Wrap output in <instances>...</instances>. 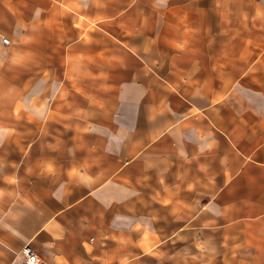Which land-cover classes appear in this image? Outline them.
Here are the masks:
<instances>
[{
	"label": "crops",
	"instance_id": "crops-1",
	"mask_svg": "<svg viewBox=\"0 0 264 264\" xmlns=\"http://www.w3.org/2000/svg\"><path fill=\"white\" fill-rule=\"evenodd\" d=\"M222 2L0 0L8 84L17 59L31 60L1 34L64 15L76 25L75 72L53 73L44 115L68 135L31 142L21 175L8 131L0 137V224L18 226L41 264H264V85L242 77L250 64L230 40L240 24L224 28L244 9ZM94 80L112 93L85 89ZM80 93L84 105L67 99ZM19 249L0 243V264H22Z\"/></svg>",
	"mask_w": 264,
	"mask_h": 264
},
{
	"label": "rangeland",
	"instance_id": "rangeland-1",
	"mask_svg": "<svg viewBox=\"0 0 264 264\" xmlns=\"http://www.w3.org/2000/svg\"><path fill=\"white\" fill-rule=\"evenodd\" d=\"M243 1L246 3H243ZM222 5L225 8V12L230 13L244 9L241 11L244 14L241 17L225 16L223 18L224 28L227 29L232 25L240 24V30L230 34V40L238 42L234 50H240L241 68L245 67L247 63L250 64V68L244 72L242 77L246 79L250 78L255 82L257 87H262L264 85V0H223ZM231 8H233V11ZM249 11L251 13L250 16H248ZM81 21L82 18L79 21H75V24H79ZM75 27L76 25H74L72 18L64 15L51 26L44 24L33 26V31L29 33L23 34V32H17L12 36L6 33L1 34L2 37H9L14 45L19 47L17 53L25 51L26 57H30L31 60L27 62L25 59H21V57L17 59L14 71L16 77L15 84H12L11 80L10 84H8L6 79L0 81V90L4 94L1 99L0 117L5 120L9 119L12 122L10 130L0 129V137L2 138L6 134L5 132L8 131L5 136H9L12 142L9 149L16 148V155L10 157H12V160L15 158L12 166L17 169V174L21 175L23 173V153L27 152L31 142L39 141L43 137L67 136L70 131L59 127L55 121L44 122V115L47 107L50 105L49 101H51L52 96L56 95V83L60 84L55 80L54 76L52 78L53 73L57 72L59 76L63 77L67 74V76H71V73L75 72V67L69 63L73 57L71 53L72 43L77 40V33L73 32V28ZM81 35L84 37L88 36L87 33ZM45 60L51 64H43ZM11 70L9 78L12 76ZM8 85L9 95L7 90ZM83 85L85 89L88 87L92 89L97 97L112 93L113 90L111 86L100 80L85 82ZM13 88L14 95H11ZM259 93L260 91L257 94ZM66 98L60 99L66 100ZM13 99L15 101L14 105ZM67 99L73 100L79 105H84L87 101V97L82 93L76 94L74 98ZM262 100V96H257V101ZM223 104L228 105L227 102H223ZM2 157L5 158H0L1 165L7 159L6 153ZM20 178H14L10 184L16 186L26 185L27 183ZM6 184H8L6 179L0 181V185L6 186ZM2 191L3 188L0 189V197L7 196V194L1 193ZM24 196V193L15 194V201L23 204ZM27 199L30 202L29 194L27 195ZM36 199L39 200L38 196ZM0 204L2 206L1 201ZM4 210L7 209H1V211ZM26 236L23 231L19 230L18 226L13 228L12 224H0V243L8 244L16 240L19 243L20 249L24 244L28 243L34 247L33 243ZM19 250L18 252H20ZM17 256V260L19 261L20 255L17 254ZM36 264H41L38 255Z\"/></svg>",
	"mask_w": 264,
	"mask_h": 264
},
{
	"label": "built area",
	"instance_id": "built-area-1",
	"mask_svg": "<svg viewBox=\"0 0 264 264\" xmlns=\"http://www.w3.org/2000/svg\"><path fill=\"white\" fill-rule=\"evenodd\" d=\"M4 41L7 42L8 38L5 37ZM19 254L22 259V264H36L37 263V253L30 245L28 244L24 245L21 248Z\"/></svg>",
	"mask_w": 264,
	"mask_h": 264
}]
</instances>
